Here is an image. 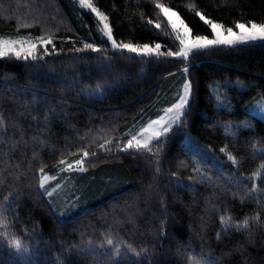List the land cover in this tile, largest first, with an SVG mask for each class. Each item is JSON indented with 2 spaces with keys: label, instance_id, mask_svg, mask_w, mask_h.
<instances>
[{
  "label": "trees",
  "instance_id": "trees-1",
  "mask_svg": "<svg viewBox=\"0 0 264 264\" xmlns=\"http://www.w3.org/2000/svg\"><path fill=\"white\" fill-rule=\"evenodd\" d=\"M52 1L55 17L41 14L48 0H0V39H52L36 59L0 58V264H264V121L247 111L264 98V41L139 57L114 51L76 0ZM157 3L193 36L213 37L196 12L233 30L264 23V0H92L117 42L177 51ZM185 81L193 95L181 122L150 151L121 150ZM80 159L87 207L61 220L40 177Z\"/></svg>",
  "mask_w": 264,
  "mask_h": 264
},
{
  "label": "snow or ice",
  "instance_id": "snow-or-ice-1",
  "mask_svg": "<svg viewBox=\"0 0 264 264\" xmlns=\"http://www.w3.org/2000/svg\"><path fill=\"white\" fill-rule=\"evenodd\" d=\"M80 6L82 8L90 9L92 13H95L97 17H99L100 22L103 23L102 35L106 37L107 41L111 42L112 48L117 51L126 50L128 53L142 54L144 56L151 54H155L157 56L165 55V53L161 52V44L156 43L155 50L151 49L149 45L145 44L142 47L134 45L133 43H120L117 42L114 38L112 28L107 23L108 17L100 12L96 7L93 6L92 0H79ZM156 7L161 10L164 16L167 18L168 25L172 28L173 32L176 34L175 39L179 42L178 51L169 50L166 55L169 57H179L182 60H187L189 58L190 53L193 50H201L206 49L210 46H219V45H227L232 46L239 43H245L248 41H254L257 39L264 40V23H256L250 22V27L247 24L237 21L234 25L235 29H239V32L233 30V27L225 28V25L222 23L214 22L211 19H208L201 12H196L195 14L202 20L206 25H208L211 29V33L214 38H209L208 36L202 35H192V29L185 24L184 20L181 19L176 11H173L169 7H164L163 5L157 3ZM175 18V19H174ZM179 26L178 27V23ZM149 23H152L150 20ZM155 27L157 29L161 28L160 23H156ZM182 28V31H181ZM226 32V35H225ZM42 43L50 44L52 43L51 38L44 40L42 37L39 38ZM25 41L21 40H11L5 41L0 39V56L7 55L9 52H14L17 58H20L23 53V58L27 59L29 56H32L33 59H36V56L33 55L35 49L37 47L36 44L27 42V47H24ZM20 44V49L16 48V45ZM85 48H90L93 51H100L99 48L94 46L91 43H85ZM47 52V50H45ZM79 51V49H77ZM185 72L188 71L187 67L184 69ZM189 87L188 83L184 84V92L183 95L179 97V102L175 103L171 108L167 110L171 115L168 117V121L156 120L153 121V124L160 125V127L154 128L151 131V135L143 138L137 139L134 135L131 139L127 140V144L121 150L127 151L128 149L136 148V149H147L151 150L149 145L153 140H158L161 135L168 131V127L170 123H175L177 121H181V117L184 115V106L188 102L189 98ZM260 110L264 111V104L259 105ZM2 119H0V123H2ZM151 128V125H149ZM144 131H148V129H144ZM109 143H111L109 141ZM221 151H226V149L222 148ZM89 153L87 151L84 152V157H87ZM228 159L232 161L233 164H238V161L231 154L228 155ZM61 164L64 163L63 160L60 161ZM76 164L83 166L86 161L84 159H80L75 161ZM68 168H72V165L69 164ZM264 168V166H262ZM63 171L64 169H60ZM79 170H84L81 167ZM41 172H43V168H41ZM256 177L261 175V172L258 170L255 174ZM54 178V177H52ZM49 179L47 175H42L40 177V187L43 188L45 182ZM254 191L256 189H253ZM49 196L52 195V192L49 191L47 193ZM254 219H258L255 217ZM222 225L227 228L232 226V220L230 216H222L221 217ZM249 226L248 219H245L242 224L236 225L237 229H247ZM0 227H4V218L3 213L0 212ZM0 235H5L4 233H0ZM219 239V234L217 236ZM107 245L113 246L114 241L111 238H108L106 241ZM9 245L14 247L18 252L27 251L24 247L23 242L19 238H13L9 240ZM129 251L134 252L135 250L129 248ZM121 253V248L119 245H116L112 248V254L119 256ZM190 264H210V261H204L202 258L196 257L195 255L190 257Z\"/></svg>",
  "mask_w": 264,
  "mask_h": 264
},
{
  "label": "rangeland",
  "instance_id": "rangeland-1",
  "mask_svg": "<svg viewBox=\"0 0 264 264\" xmlns=\"http://www.w3.org/2000/svg\"><path fill=\"white\" fill-rule=\"evenodd\" d=\"M76 1L80 5L79 0H76ZM43 3H45V2H43ZM47 3H48V5H47ZM164 7H166V6H164ZM55 8H56V6L53 3V1L52 0H48V2H46V5H42V13L41 12L40 13L42 15H44L45 17H46V15H51L52 13H54L52 15H54V17H55V13H56V9ZM83 9L86 12L90 13L91 15H94L99 20V17H97L95 13H92L90 9H86V8H83ZM161 14L164 17V19L166 20V24H167V27L166 28L170 31L169 33H171L172 36L174 37V40L177 42V47L179 49V42L175 39V35L176 34L173 32L172 28L168 25L167 18L164 16V14L162 12H161ZM100 23H101V26H102V29H103V23L102 22H100ZM107 23H108V21H107ZM178 27H180L179 26V23H178ZM248 27H250V25H248ZM181 31H182V28H181ZM234 31L239 32V29H234ZM225 35H226V32H225ZM42 38L44 40H47L50 37H42ZM212 38H214V37H212ZM3 40H5V41H11V40H21V41H25L26 43H25L24 47H27V42H31V43L36 44L37 47L35 49V52L33 53V55H35L36 57L40 55V50L42 52L44 50V48L49 45V44L42 43V41L40 39H32V38L3 39ZM261 41H264V40L257 39V40H254V41H248V42L239 43V44H236V45L251 44V43H256V42H261ZM236 45H232V46H236ZM232 46H227V45L210 46V47H208L206 49L213 48V47H232ZM140 47H142V46H140ZM16 48L17 49H20V44H17L16 45ZM150 48L153 49V50H155V47H151L150 46ZM178 49H177V51H178ZM203 50H205V49L193 50L190 53L189 58H190V56L193 53H196V52H199V51H203ZM114 51H117V50H114ZM160 51H161V49H160ZM118 52H126V53H128L126 50H122V51H118ZM128 54L136 55V56H139V57L144 56L142 54H139L138 55V54H135V53H128ZM10 56H15L16 57V55H15L14 52H9L7 55L0 56V58H8ZM163 56H167V55L165 54V55L157 56L155 54H151L150 53L149 55H147L145 57H153L154 58V57H163ZM167 57H169V56H167ZM170 58L181 59L179 57H174V56L173 57H170ZM20 59H22V60H32L33 58H32V56H29L27 59H24L23 58V53H22L21 56H20ZM185 83H188L190 85V87H189V98H188V102L184 106V114H185V112H186V110L188 108V105H189V103H190V101L192 99V95H193V89H192L191 82L185 81ZM184 84L182 85V87H181V89L179 91V95H178V99H177L176 103L179 102V97L183 95V92H184ZM262 104H264V98L263 97H258L256 100H254L252 102V104H250L247 107V111L250 114L255 115L256 117H258L262 121H264V111H261L260 110V107H259V105H262ZM171 107H169V108H171ZM169 108H167L165 110V112L163 113L162 116H160L159 118H157L155 120H152V121L148 122L147 125L135 135L137 137V139H143V138L151 135L152 129L157 128V127H160V125L153 124V121L161 120V119H163L164 121H168V117L171 115L170 113L167 112V110ZM183 117H184V115L181 117V120L183 119ZM180 122L181 121H177L175 123L168 122V123H170V126L168 127V131L165 132L163 135H161L159 137V139L161 140L166 134H168ZM149 125H151V128H149ZM144 129H148V131H144ZM155 141H157V140H153L151 144H153ZM151 144L149 145V147H151ZM128 150H132L133 151V150H137V149L136 148H132V149H128ZM69 164L72 165V168H68V165ZM81 167H83V166L78 165L76 163H65L63 165V169L64 170L61 171V173L59 175H57L54 178H52V176H50V175H47L49 177V179L45 182V185L42 188L43 191L45 192L46 196L48 197L49 202L52 205L54 211L56 212L57 216L61 220L68 219V218L76 215L77 213L85 210L84 208L87 207V206H84L83 205V202H81V198H82L81 197L82 196V193L81 192L84 189L83 188V185L82 184L79 185V183L77 181V179H79L78 178L79 175H84V174L80 173L81 170H79V169ZM82 171H84V170H82ZM76 173L79 174V175L78 176L75 175ZM77 188L79 189V191L76 190ZM80 188H81V190H80ZM49 191L52 192V195L51 196H49L47 194Z\"/></svg>",
  "mask_w": 264,
  "mask_h": 264
}]
</instances>
